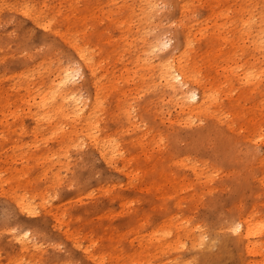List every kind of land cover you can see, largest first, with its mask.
<instances>
[{"label":"bare ground","instance_id":"bare-ground-1","mask_svg":"<svg viewBox=\"0 0 264 264\" xmlns=\"http://www.w3.org/2000/svg\"><path fill=\"white\" fill-rule=\"evenodd\" d=\"M6 1L12 0H0L3 22L14 9ZM18 2L30 43L27 61L19 60L17 70L8 64L0 73V198L9 208L34 202L37 217L22 222L33 230L32 239L41 237L50 222L52 234L64 239L76 264H141L146 248L151 249L149 264H157L159 254L168 250L175 255L170 264H208L231 246L242 250L241 258L249 256L245 264H264V221L254 220L252 212L212 225L209 235L189 229L184 235L190 249L176 252L185 241L169 230L160 233L172 238L169 248L158 241L160 234L151 237V243H130L137 222L127 200L118 201L116 212L87 218L73 214L71 193L57 204L54 200L58 189L75 187L82 178L85 155L123 174L125 189L137 186V172L146 178L154 173L153 184L139 182L138 187H151L150 194L160 198L176 196L178 201L188 188L210 185L217 172L190 157L194 141L204 145L216 139L218 128L234 133L237 126L264 119V111H259L264 110V0ZM170 29L175 39L171 47L162 37ZM165 41L168 48L161 51ZM0 59L9 63L7 57ZM76 64L84 70L83 80L72 70ZM193 93L195 99L190 98ZM241 100L248 105L247 116L239 108ZM179 128L194 133L185 148L176 151ZM228 136L224 133L217 141L235 139ZM256 140L245 134L235 141L252 146ZM163 145L174 153H159ZM147 147L152 149L148 152ZM261 166L259 184L264 186V158ZM118 187L107 180L99 188L110 194ZM118 217L132 219L128 229L127 223L114 224ZM48 251L35 244L30 248L0 230V264H55L64 255Z\"/></svg>","mask_w":264,"mask_h":264},{"label":"rangeland","instance_id":"rangeland-1","mask_svg":"<svg viewBox=\"0 0 264 264\" xmlns=\"http://www.w3.org/2000/svg\"><path fill=\"white\" fill-rule=\"evenodd\" d=\"M4 1L5 0H3V2ZM6 2L8 8L11 5H13L14 9L10 12V14L7 13L8 17L6 16L7 20H5V22H3L2 20L3 16H0V46H1L0 58L7 57V59L9 60V63L0 62V70H1L0 73H3L5 71V69L8 67V64H11L15 67V69L13 70H17L18 69L17 62L19 60L21 63L26 62L27 61L26 52L28 49V44L30 43V39L28 40V36L26 35V31H25V27L27 26V24L24 23L25 19L19 12L18 0H12L11 2L9 1ZM200 14L201 15L204 14V11L201 10ZM165 34L164 36H162L161 34V36L164 37V39L166 38L165 40L171 41L170 43L171 44L170 47H171L174 44V40H175L173 36V29L168 30L167 32H165ZM246 105L247 103L245 102V100H241L239 102V108L241 109L242 115L245 116L248 115L247 114L248 105L247 106ZM241 106L244 107L241 108ZM261 107L264 108L263 102H261ZM259 111L263 112L264 110L261 111L259 109ZM263 120L264 119L259 118V120L258 119L254 120V122L249 121L250 123L247 122V124L244 127L242 126L240 128L241 130L239 129V126H237L234 133L228 132L226 128L224 130L222 128H218V130L216 131V139L215 140L210 139L209 142L204 145H197V143L194 141L193 143L194 151H192L191 155L189 154L190 157L191 158L196 157L195 160L198 161L199 164L205 162L210 167V168L208 167V170L211 171L212 174L213 172L215 173V171L217 173L213 175V181H211L210 185L209 184L205 186L200 185V186L188 188L187 191H185L182 195H180L181 199L178 200L179 202L176 200V196H173L171 198L170 197L160 198V196H157L158 195L157 193H154L155 196L154 194H150L151 187H147L150 190H148L145 187L143 188L138 187L139 182L140 183L145 182L146 185L153 184L155 182L154 173L152 174L150 173L149 175L150 178L149 177L146 178L147 174H145L144 172L141 174L137 172L138 173L137 177L139 178V181L137 182V186L133 188L125 189L126 177L123 174L112 169L108 170L106 168H102L104 165L98 157L95 156L96 158L95 157L88 158L85 155L82 158V162H85V164L80 170V172L82 173V178L77 180L76 182L77 185L75 187L68 188L67 186H64L58 189L56 194V196L58 197L56 198L55 196L54 198L55 203L56 204L59 203V201L65 197V194L71 193L72 197L70 198H72V200H70V202H72L73 204L69 206L72 207L71 210L73 214L80 215L82 218H87L92 215L97 217L99 216V214L101 215L103 212H107V211L116 212L119 210L118 201L127 200L126 202L129 203L128 204L129 213L130 214L136 213L135 221L137 222L136 223L137 229H135V231H133V233L129 237L131 239L129 240L130 243H133L134 241V243L137 244L138 243L137 239L142 240L144 244L151 243L152 241L151 237L169 230L171 231L170 233L173 235L179 233L182 236L181 239L185 241L186 246L182 248H181V244L180 246L178 245L179 247L177 248L176 245L174 246V242H173V246L177 248L176 252L178 250L181 251L182 249H186L187 247L190 246V242L188 241L189 237L184 235L186 234V231H188L189 229H192L190 231L191 233L192 232L198 233L199 230H204L209 235L212 232V225L215 226V224H218V222L221 223L223 221L234 222L237 219H239L240 216L246 213L247 214L255 213L254 220L256 219L259 221H264V186L260 185L261 184L260 179L263 178V175L261 174L262 172L261 164L264 158V143H262L261 141V139L264 138V123L263 125H261L260 123ZM254 123H256L257 125L256 124L253 125ZM237 129H239L240 131L239 130L237 131ZM147 130H148L147 132L151 131L150 128H148ZM259 130L260 131L262 130V132H260ZM241 132L243 134H241ZM193 133L194 131H191L189 129H180V128L178 129V133H176V135L178 136L180 142L177 144V148H175L176 151L178 150L180 151L185 148L186 142L188 143ZM224 133H226V135L227 133H229L228 137H231V139L235 137V139L232 140L231 142L222 141V143H220L217 140L220 137H222ZM259 133L260 134L262 133L261 134L262 137L260 138L258 137ZM245 134L256 137L257 144L251 146L250 143H246L243 141H235L237 139V136L238 137L239 135L245 136ZM255 134L257 135L255 136ZM239 146L241 148H239ZM203 148H205L206 150ZM151 149H152L151 147L149 148L147 147L148 152ZM164 152L166 153V156L167 155L169 156L172 153H174L173 150L168 148L166 145H163L162 149L159 151V153L162 154H165ZM179 153L180 155H184V156L188 154L186 152L185 153L179 152ZM143 156L145 157V155H142L141 157L142 160L144 159ZM197 159H201V160H197ZM171 171L178 173L180 175L182 174L177 170H175L174 168H172ZM226 172H229L227 173L228 175L226 174ZM138 175L139 176L141 175V177H139ZM104 180L105 181L108 180L109 182L119 184V187L120 185L121 187L116 188L115 191H112L109 194V192L107 193L103 191L104 189H100L101 185L103 186V183L105 182ZM220 180L223 181L221 182ZM84 185H86L85 188L80 189L78 190L77 193H75L76 188H81ZM213 187L214 188L216 187V190ZM93 188L94 190H92ZM106 188L109 189L108 187ZM85 194L88 196H85ZM78 196L81 197H79L78 199L77 198ZM120 197H122V199ZM7 204L8 203L6 199L0 198V209H2ZM131 217L133 219L132 215ZM132 219H130L129 217L128 218L118 217L114 221V224L118 226H122L123 223L124 224L127 223L126 229H128L129 226L131 225L130 223ZM49 224L50 222L43 226V231H42L43 235H41V237L39 236L38 239L40 241H43L45 244L47 242L49 243L50 241L51 242L62 241L64 243V239L58 236H54L52 234L51 228L48 227ZM103 226H105V224ZM107 226L108 223L106 224V227ZM154 228H156L155 234L152 233V230ZM177 229L179 231H177ZM133 234L135 237L137 236L139 238H134V236H132ZM164 237L165 236L162 235L160 240L158 241H161L162 243L160 242V244L165 245L167 248H169L168 246L169 244L172 243V238H168V237L164 238ZM165 240L169 243H167ZM158 241L156 242L157 247H159ZM187 241L188 243H186ZM164 243H167L168 245ZM150 250L151 249L149 248L144 249L142 258L140 260L141 264L150 263L149 255H148ZM241 251L242 250L238 251L237 248L233 246L227 247L226 250L222 252L223 256L218 258L219 259L217 260L218 262L215 260L216 262H211V263L212 264H238V263L245 264L246 260L247 261L249 260V256H246L242 253L243 256L241 258L240 257ZM49 252L50 250L48 251V253ZM171 252L172 250H168L166 253H160L158 256L159 259L157 264H161V263L170 264L171 261L173 262L174 260L173 256L175 255L174 253ZM169 257L171 258L169 259ZM165 259H167L168 261H165Z\"/></svg>","mask_w":264,"mask_h":264},{"label":"snow or ice","instance_id":"snow-or-ice-1","mask_svg":"<svg viewBox=\"0 0 264 264\" xmlns=\"http://www.w3.org/2000/svg\"><path fill=\"white\" fill-rule=\"evenodd\" d=\"M41 27L48 29V24H43ZM165 48H168V41L164 42V44L160 47V50L162 51ZM84 58L85 57L82 56L80 59L83 60ZM72 70L77 77L81 80L84 79V70L81 65L76 64L73 66ZM190 98L195 99L194 93L190 94ZM32 203L34 202L26 200L21 202L18 206L15 203L14 208H9L5 205L2 209H0V230L17 238L20 242L28 243L30 248L33 244H35L37 248L47 247L50 250V255H54L56 253L64 254L55 261V264H76V261L72 259L71 253H68L62 241H52L45 244L43 241L36 238L32 239L34 236L33 230L30 227H25L22 223L23 221L37 217V209L31 206ZM232 231H238V226L234 227ZM14 264H24V261L17 260ZM49 264H52V262L50 261Z\"/></svg>","mask_w":264,"mask_h":264}]
</instances>
